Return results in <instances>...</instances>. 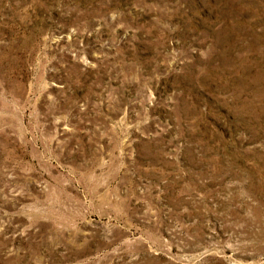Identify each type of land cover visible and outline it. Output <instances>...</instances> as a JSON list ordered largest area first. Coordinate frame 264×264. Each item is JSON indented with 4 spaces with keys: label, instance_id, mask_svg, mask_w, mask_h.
Wrapping results in <instances>:
<instances>
[{
    "label": "rangeland",
    "instance_id": "374dc122",
    "mask_svg": "<svg viewBox=\"0 0 264 264\" xmlns=\"http://www.w3.org/2000/svg\"><path fill=\"white\" fill-rule=\"evenodd\" d=\"M0 264H264V0H0Z\"/></svg>",
    "mask_w": 264,
    "mask_h": 264
}]
</instances>
